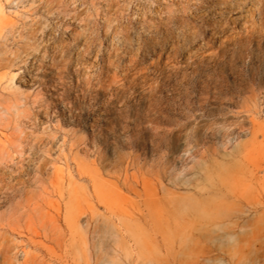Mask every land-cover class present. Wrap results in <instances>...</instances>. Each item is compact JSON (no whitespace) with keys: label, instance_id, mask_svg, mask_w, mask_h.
<instances>
[{"label":"rangeland","instance_id":"rangeland-1","mask_svg":"<svg viewBox=\"0 0 264 264\" xmlns=\"http://www.w3.org/2000/svg\"><path fill=\"white\" fill-rule=\"evenodd\" d=\"M263 29L264 0H0V264H264Z\"/></svg>","mask_w":264,"mask_h":264},{"label":"bare ground","instance_id":"bare-ground-1","mask_svg":"<svg viewBox=\"0 0 264 264\" xmlns=\"http://www.w3.org/2000/svg\"><path fill=\"white\" fill-rule=\"evenodd\" d=\"M255 11H256V9L255 8H251L250 9V17H254V15H255ZM263 33H264V29L258 34V36L261 38V37H264V35H263ZM218 35V34H217ZM251 36V34H243V33H240L239 35H232V36H230V35H228L227 36V38L225 39V40H221V42H220V44H219V51L220 50H226L227 48H228V46L229 45H231V44H235V42L236 41H242V39L243 40H245V39H247L248 37H250ZM220 37V36H219ZM222 37V36H221ZM229 49V48H228ZM246 49V48H245ZM171 51V50H170ZM247 51V50H246ZM252 52V50L251 49H249L248 50V53H251ZM170 63V68L168 69V71H169V77H170V75H171V73L173 72V71H175L174 70V68H173V65L171 64L172 62H169ZM178 63V62H177ZM188 64V63H187ZM186 64V65H187ZM197 66V65H196ZM194 71H196L195 69H194ZM176 73V72H175ZM186 75V74H185ZM199 75V74H198ZM198 75H197V77H198ZM196 79V78H195ZM195 81V80H194ZM193 82V81H192ZM192 86H193V84H192ZM191 86V87H192ZM194 87V86H193ZM205 87V86H204ZM203 87V88H204ZM207 87V86H206ZM198 88V87H197ZM217 100L219 101V96H218V94H217ZM215 100V99H214ZM212 103H214V102H212ZM203 109V108H202ZM206 111V109L204 110V112ZM215 113H213V115H214ZM212 115V116H213ZM181 116V115H180ZM210 116V115H209ZM215 116V115H214ZM174 124V123H173ZM189 134V133H188ZM186 139H188V135H187V137H186ZM189 140V139H188Z\"/></svg>","mask_w":264,"mask_h":264}]
</instances>
